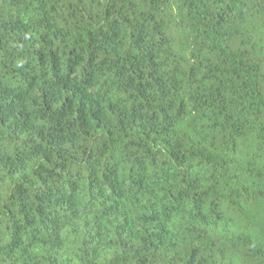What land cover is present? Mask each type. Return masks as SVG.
<instances>
[{"label":"trees","instance_id":"16d2710c","mask_svg":"<svg viewBox=\"0 0 264 264\" xmlns=\"http://www.w3.org/2000/svg\"><path fill=\"white\" fill-rule=\"evenodd\" d=\"M0 264H264V0H0Z\"/></svg>","mask_w":264,"mask_h":264}]
</instances>
